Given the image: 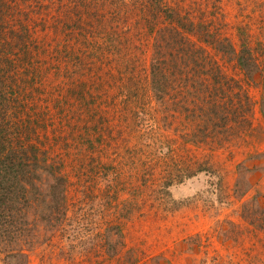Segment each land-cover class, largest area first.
I'll return each instance as SVG.
<instances>
[{"label": "rangeland", "instance_id": "obj_1", "mask_svg": "<svg viewBox=\"0 0 264 264\" xmlns=\"http://www.w3.org/2000/svg\"><path fill=\"white\" fill-rule=\"evenodd\" d=\"M101 1L83 0L87 8L78 7L80 0L3 1L18 12L13 19L3 11L4 29L25 28L38 57L42 76L32 96L43 126L37 133L50 143L47 163L59 165L66 179L56 199L52 178L39 170L34 189L27 184L28 201L9 207L0 264H264V81L246 80L208 46L211 64L203 69L187 64L179 75L162 69L169 83L156 99L153 33L145 38L136 20L145 21L134 9L143 0ZM176 1L182 9L203 0ZM219 5L220 33L237 40L243 27L262 67L264 0ZM87 11L103 15L120 39L113 45H124L114 60H99L93 74L57 76L56 58L48 57L69 36L75 60L90 65L93 51L80 44L91 26ZM216 60L222 72L244 80L249 95V111L240 95L242 122H228V140L212 130L213 114L205 109ZM65 67L72 68L64 62L59 73Z\"/></svg>", "mask_w": 264, "mask_h": 264}, {"label": "trees", "instance_id": "obj_2", "mask_svg": "<svg viewBox=\"0 0 264 264\" xmlns=\"http://www.w3.org/2000/svg\"><path fill=\"white\" fill-rule=\"evenodd\" d=\"M3 1L0 0V228L7 223L5 217L9 216V207L19 201L24 203L28 201L27 192L31 188L29 190L27 184L32 185L34 189V182L41 176L38 173L39 170L46 172L52 178L51 191L56 199L64 196L66 179L59 172V165L47 163L46 154L50 143L45 142L37 133L38 127L43 126L39 120H42L41 116L37 115L34 109L32 96L40 89L38 81L42 72L36 65L38 57L30 47L32 41H25L28 36L25 28L19 25L20 30H18L12 25L9 30L4 29L6 25L3 14L11 13L10 17L16 19L18 12L16 7L9 3L5 5ZM82 1L80 0L81 4H78V7L82 4L85 8L89 7ZM101 2L103 6L106 5V0ZM191 6L180 9L176 0H143V3L140 2L134 7L139 10V14L145 21L136 20L140 24V30L145 34V38L153 33V48L157 50L151 57L150 67L151 85L155 98L163 99L166 94L165 88L169 81L162 72L164 67L172 68V73L176 75L182 73L187 64L191 65L193 72L196 66L203 69L202 64H211L209 52H207L211 48L207 49L208 46L213 48L214 55L224 59L222 61L225 62L224 64H231L232 68L238 69L246 80L255 81L256 84L264 81V61L262 67L259 64L262 58L256 61L257 49L250 46L248 35L241 30L243 27L237 28V40H232L228 35L220 33L219 29L224 25V15L220 14L222 7L219 5V0L196 1ZM97 7L100 8L99 3L96 4ZM192 10H196L197 15L193 14ZM87 12L91 26L85 37L82 34L80 44L86 43V46L93 51L90 65L82 64L80 59L75 60V51H73L75 43L69 36L62 50L48 57V59L56 58L58 66L54 65V68L56 67L57 76L66 75L74 80L84 76L83 73L88 74L89 69L93 74L100 68L96 65L99 60H114L115 51L119 50V46L124 45V43L118 46L113 45L115 39L119 42L120 39L112 35V26L105 21L103 15L98 14L97 11ZM74 22L79 23L78 20ZM76 25L78 24L74 26ZM83 27L84 25L80 24L78 31ZM64 62L70 63L72 68H61L64 71L59 73V67ZM220 65L221 62L218 63V60L213 63L215 68L213 72L216 76L207 86L214 90L208 93L209 103L205 109H209L213 114L212 130L218 128L216 134L221 135L222 140H228L233 133L227 128L228 122H242L243 105L247 104V111L250 110L249 95L245 89L244 80L240 82L222 72ZM89 79L92 78L89 77ZM235 88L238 89L237 92ZM217 90L222 93V99L218 96ZM71 91L74 93V89ZM243 92L246 104L240 98ZM232 109L234 114L229 117ZM52 137V141H55L56 136L52 134ZM87 141L89 151L93 150V141L90 139Z\"/></svg>", "mask_w": 264, "mask_h": 264}]
</instances>
